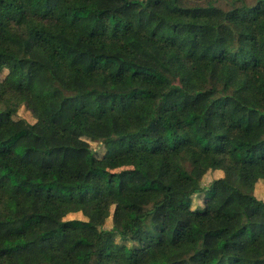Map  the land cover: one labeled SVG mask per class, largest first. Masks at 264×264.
<instances>
[{
    "label": "trees",
    "instance_id": "obj_1",
    "mask_svg": "<svg viewBox=\"0 0 264 264\" xmlns=\"http://www.w3.org/2000/svg\"><path fill=\"white\" fill-rule=\"evenodd\" d=\"M3 70L0 264H264V0H0ZM132 102L162 106L150 145Z\"/></svg>",
    "mask_w": 264,
    "mask_h": 264
},
{
    "label": "rangeland",
    "instance_id": "obj_2",
    "mask_svg": "<svg viewBox=\"0 0 264 264\" xmlns=\"http://www.w3.org/2000/svg\"><path fill=\"white\" fill-rule=\"evenodd\" d=\"M248 5H252L257 0H245ZM83 48L88 49L93 52H101L105 51L103 47L99 46L98 44H83ZM6 70L0 72V80L7 75ZM162 74L167 77L172 83L179 84L182 82L187 76L191 74V71L183 67L180 63L175 61H170L167 63L166 67L162 69ZM18 83V77L14 73H10L8 76V84L11 87H16ZM101 107V106H100ZM101 108H93L95 114L100 112ZM17 116L22 117L29 121L35 131L43 132L45 128L52 125L56 127L62 134H66L68 129L73 125H78L83 127V124L73 116H63L62 114L57 113H50L46 122H39L37 121L23 106H21L18 110ZM165 117L162 106H159L155 111L151 112V110L146 107L144 104L138 102H132L127 107V114H126V123L129 129L130 136L139 140L144 145L151 144L152 138V129L153 127L159 122L160 119ZM92 147L96 150L98 154H101L103 151V146L99 143H91ZM131 164L128 162H119L116 166L112 168V172L117 173L120 170L130 169ZM218 175L217 171H211L207 173L203 177L204 184H207L211 179L215 178ZM163 186L158 182H150L147 185V189L149 191L160 189ZM256 196V195H255ZM260 196V195H259ZM257 197V196H256ZM258 198V197H257ZM203 199V193H197L192 196L191 204L201 205ZM66 218H83L80 213H73L67 215ZM167 220L169 223L177 222L178 220L188 221V216L184 213V211L179 209H172L168 212ZM108 225V223L106 224ZM8 264V263H2Z\"/></svg>",
    "mask_w": 264,
    "mask_h": 264
},
{
    "label": "crops",
    "instance_id": "obj_3",
    "mask_svg": "<svg viewBox=\"0 0 264 264\" xmlns=\"http://www.w3.org/2000/svg\"><path fill=\"white\" fill-rule=\"evenodd\" d=\"M254 194L259 198L264 200V187L263 186H255ZM260 195V196H259Z\"/></svg>",
    "mask_w": 264,
    "mask_h": 264
}]
</instances>
